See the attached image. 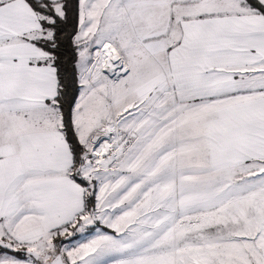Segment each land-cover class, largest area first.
I'll list each match as a JSON object with an SVG mask.
<instances>
[{
	"label": "snow or ice",
	"instance_id": "6c2138e0",
	"mask_svg": "<svg viewBox=\"0 0 264 264\" xmlns=\"http://www.w3.org/2000/svg\"><path fill=\"white\" fill-rule=\"evenodd\" d=\"M0 264H264V0H0Z\"/></svg>",
	"mask_w": 264,
	"mask_h": 264
}]
</instances>
